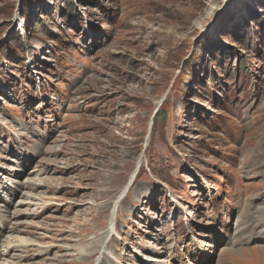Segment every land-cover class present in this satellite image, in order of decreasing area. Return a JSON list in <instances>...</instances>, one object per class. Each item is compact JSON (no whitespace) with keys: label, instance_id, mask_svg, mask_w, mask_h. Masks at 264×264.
I'll list each match as a JSON object with an SVG mask.
<instances>
[{"label":"rangeland","instance_id":"rangeland-1","mask_svg":"<svg viewBox=\"0 0 264 264\" xmlns=\"http://www.w3.org/2000/svg\"><path fill=\"white\" fill-rule=\"evenodd\" d=\"M10 245L0 264H264V0H0Z\"/></svg>","mask_w":264,"mask_h":264},{"label":"trees","instance_id":"trees-1","mask_svg":"<svg viewBox=\"0 0 264 264\" xmlns=\"http://www.w3.org/2000/svg\"><path fill=\"white\" fill-rule=\"evenodd\" d=\"M232 35L236 37V36H238V33L235 32ZM236 41H237V43L241 47H243V45H245L244 44L245 42L241 38H239V40H236ZM255 45H256V43H254V47H255ZM194 56H195V59H199L200 58V55L199 54H196ZM191 59H193V56L189 59L190 62L188 64V66L185 67L187 64H184V66H181L180 67V71H179V73L181 74L180 75L181 76L180 77L181 79L177 83V86L178 87L176 89H178V92H181L183 94L187 92L188 87L190 86V83H191V81L193 79L192 67H193V63H194V60L195 59L194 60H191ZM237 70H238V72H242V71L244 72L246 70V66H243V61H241L238 64ZM183 73L185 74V76H183ZM208 79L211 80V81H213V82L216 81V79H215V77L213 75L208 76ZM156 116H157V119L160 116V110L159 109L157 110ZM162 117H164V115H162Z\"/></svg>","mask_w":264,"mask_h":264},{"label":"bare ground","instance_id":"bare-ground-1","mask_svg":"<svg viewBox=\"0 0 264 264\" xmlns=\"http://www.w3.org/2000/svg\"><path fill=\"white\" fill-rule=\"evenodd\" d=\"M39 185V184H38ZM41 185V184H40ZM126 189H127V186L124 188V190H123V192L124 191H126ZM123 192H121L122 194H120L121 196H119V197H117V199L115 200V202H114V207H115V211H114V213L112 214V217L110 218V221H109V225L110 226H112L114 223H115V219H116V212H117V208H118V205H119V203H120V201L121 200H119V198L121 199L122 197H123ZM93 224L94 223H92V225L90 226V227H92L93 226ZM3 227H5L4 225H3ZM97 234H99V233H97ZM104 235V234H103ZM96 237V236H95ZM97 238V237H96ZM101 238V237H100ZM15 240V239H14ZM19 241V240H18ZM97 240H94V239H92V243H91V240H90V243H89V245H90V247H89V251H86V252H88V254H90V255H87V256H89V257H91L92 255H94L97 251H98V249H99V245L97 244V242H96ZM20 242V241H19ZM23 243V242H22ZM24 244V243H23ZM25 245H27L26 243H25ZM15 246V245H14ZM12 248H13V245H10V246H6V250H4L3 251V249H2V251H0V254H2V255H7L8 253H9V251L10 250H12ZM101 248V247H100ZM103 248V247H102ZM2 252V253H1ZM80 253H81V251H80ZM80 255V254H79ZM19 257H26L25 255H18ZM81 257V256H80ZM47 259V258H46ZM80 259H82V258H80ZM104 260V259H103Z\"/></svg>","mask_w":264,"mask_h":264}]
</instances>
